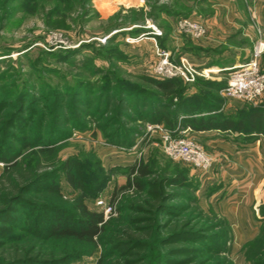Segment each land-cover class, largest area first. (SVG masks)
<instances>
[{
	"label": "rangeland",
	"instance_id": "1",
	"mask_svg": "<svg viewBox=\"0 0 264 264\" xmlns=\"http://www.w3.org/2000/svg\"><path fill=\"white\" fill-rule=\"evenodd\" d=\"M256 1L0 0V210L6 211L0 228L10 231L0 244L9 258L26 264H141L147 256L154 264H264V161L235 150L256 135L180 129L212 159L203 171L169 157L157 126L166 128L147 118L157 109L159 92L150 81L160 80L154 68L163 51L175 62L186 57L214 70L193 83L173 79L178 88L164 115H176L179 104L207 108L219 125L238 121L246 108H264V94L254 103L223 95L231 64L224 51L233 44L253 53L264 43V9ZM233 10L239 34L209 42L207 22L221 18L218 24L228 25ZM184 19L200 23L204 38L184 31ZM247 29L251 35L244 36ZM259 63L264 72V53ZM13 152L20 156L7 167L1 157ZM70 160L78 164L77 188L65 173ZM143 168L150 174L139 190L133 183ZM173 177L182 183L164 187L155 208V184ZM36 179L46 182L21 192ZM80 200L104 215L105 240L95 247L28 231L36 207L77 217ZM154 225L162 229L145 239L147 248L112 254L109 243L120 239L119 231Z\"/></svg>",
	"mask_w": 264,
	"mask_h": 264
},
{
	"label": "trees",
	"instance_id": "2",
	"mask_svg": "<svg viewBox=\"0 0 264 264\" xmlns=\"http://www.w3.org/2000/svg\"><path fill=\"white\" fill-rule=\"evenodd\" d=\"M59 25H62V21H57L54 26L55 28H60ZM175 78L172 79H163L157 81H150L155 88L159 92V99L155 101L157 105V109L151 111L147 114V118L150 119L155 125H162L168 130H176L178 127L180 129H186L187 126L192 128L199 127L202 131L212 130L214 127L225 130L232 131L235 133H243V134H251V135H262L264 136V108L261 107H252L246 108L240 114V118L238 121L227 120L225 123H221L219 125L214 124L215 118L213 117V113H206L205 110L210 111V109L203 108L197 109L191 107L189 105L179 104L175 108L177 110L176 115H164V110L172 108L170 103H167V100L175 98V91L178 88L174 83ZM180 79V78H177ZM183 81L182 79H180ZM227 85V83H226ZM214 111V110H211ZM181 117V118H180ZM17 118V117H16ZM19 119V118H18ZM17 119H15L16 121ZM40 137H38L39 141ZM35 141V142H37ZM48 143L50 141H47ZM30 146V143L23 145L21 148H27ZM20 156V152H13L11 156L3 155L1 157V161L6 163V166L9 167V164L15 162V160ZM78 164L75 161H68L66 163L65 173L68 178V181L75 188L78 187V183L81 180L77 176L76 168ZM140 177L139 179L134 180V185L139 190H144L145 183L143 178H146L150 173L145 169H140ZM46 182L45 179H36L28 184L21 192H28L34 186H38ZM182 180L179 177L173 178H163L160 179L155 185L158 189H155L152 195L155 197L154 207L159 208L160 202L164 198V187L170 186H180ZM132 184V185H133ZM56 190V189H55ZM15 199L13 200V202ZM36 207V206H35ZM79 215L75 217L74 215L69 214L68 212L62 210H54L46 212L47 208L36 207L34 210L37 214V218L31 222V225L28 227V231H30L33 235L37 237L45 236L47 239H74L78 243L85 244L86 246H96L98 241L103 242L104 232L106 228V224L104 223V215L102 213H97L96 211H91L89 207L82 201L77 204ZM0 210V219L6 216V211ZM44 210V211H43ZM43 212V214L41 213ZM3 216V217H2ZM32 219V218H30ZM149 220L143 221L148 222ZM134 224H139L138 221L134 222ZM133 226V225H132ZM152 228V229H151ZM136 227L134 229H127L124 231H119V235L121 236L119 240H114V242L110 241L109 244L113 247L112 254H115L116 251H126L127 249L136 252L138 250H143L147 248L149 245L146 243L145 239L148 238L149 234L156 233L158 235V230L162 229V227H158L154 225L153 227ZM10 231L5 228H0V236H7ZM7 233V234H6ZM163 243V241H162ZM161 243V244H162ZM3 244H0V263L6 260L8 261L5 264H26L24 263V259L21 258H9L8 254L5 253L3 249ZM17 255L19 253H16ZM124 255V254H123ZM127 255V254H126ZM122 256V254H121ZM119 256V257H121ZM12 260V261H10ZM154 257L147 256L143 259L141 264H154ZM15 262V263H11ZM138 259L133 260H123L120 259V264H138Z\"/></svg>",
	"mask_w": 264,
	"mask_h": 264
},
{
	"label": "built area",
	"instance_id": "3",
	"mask_svg": "<svg viewBox=\"0 0 264 264\" xmlns=\"http://www.w3.org/2000/svg\"><path fill=\"white\" fill-rule=\"evenodd\" d=\"M180 27L190 32L195 39H202L206 34L204 27L190 19L180 22ZM264 53V43L258 44L249 61L229 69V79L223 89V95L243 102H256L264 94V72L260 68L259 59ZM158 64L154 68L156 78L172 79L180 78L187 83L195 82L196 78H207L214 70L200 69L188 58L181 57L175 62L171 54L163 51L158 53ZM158 129L163 131L162 139L166 154L174 159H182L197 169L208 171L212 166V159L203 150L186 136V132L180 130ZM101 205V204H100ZM108 208L107 212H111Z\"/></svg>",
	"mask_w": 264,
	"mask_h": 264
},
{
	"label": "crops",
	"instance_id": "4",
	"mask_svg": "<svg viewBox=\"0 0 264 264\" xmlns=\"http://www.w3.org/2000/svg\"><path fill=\"white\" fill-rule=\"evenodd\" d=\"M232 0H230L231 2ZM256 8L257 9H264V2L263 0H258L255 3ZM233 5H231L232 7ZM221 18L220 19H215L214 21H208L207 22V26H208V41L209 42H215L217 36L218 37H223V40H226L227 38H232L233 36H236L239 34L240 31V26L237 24V22L240 23V19L239 16L236 15L233 12L227 17L228 20V25L227 23L224 24H218V22H221ZM227 22V21H226ZM235 22V23H234ZM216 23V24H214ZM236 27V29H235ZM217 28V29H215ZM240 28V29H239ZM244 29V28H243ZM246 35L244 36H249L251 35V30L247 29L246 30ZM240 51H242L243 53H241ZM240 52V53H239ZM252 55L251 50L249 49H241L240 46H236V45H229L228 48L224 51V57H230L231 59V64L230 68L238 66L242 63H245L249 60V56ZM201 62V66L206 67L207 64L203 61V59H200ZM257 139L254 140L253 142H249L246 144H241V145H237V147L235 148V150H239V152H241L240 154L238 153L239 156H243V157H247L250 155V152H253V161L257 162V163H262L264 161V136L260 135V136H255ZM237 138V137H236ZM218 146H223L222 143L219 144ZM226 146V145H225ZM223 146V147H225Z\"/></svg>",
	"mask_w": 264,
	"mask_h": 264
}]
</instances>
